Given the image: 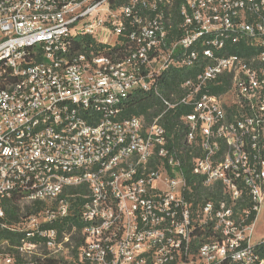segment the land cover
<instances>
[{"label": "built area", "instance_id": "built-area-1", "mask_svg": "<svg viewBox=\"0 0 264 264\" xmlns=\"http://www.w3.org/2000/svg\"><path fill=\"white\" fill-rule=\"evenodd\" d=\"M170 69L195 71L184 95L160 97L151 122L125 118L130 95L159 96ZM224 79L228 91L209 92ZM182 106L192 107L179 118L191 173L227 199L216 209L184 198L162 124ZM75 195L84 203L74 264H184L207 221L216 237L199 242L203 261L252 262L244 232L255 221L244 226L247 210L233 209L251 203L258 215L264 204V0H0V202L45 205L6 227L38 241L14 247L20 259L0 253V264L58 259L68 236L41 226L73 216Z\"/></svg>", "mask_w": 264, "mask_h": 264}, {"label": "trees", "instance_id": "trees-1", "mask_svg": "<svg viewBox=\"0 0 264 264\" xmlns=\"http://www.w3.org/2000/svg\"><path fill=\"white\" fill-rule=\"evenodd\" d=\"M174 32L176 29L173 25ZM175 36H179L180 32H176ZM127 43V41H125ZM124 43V47L127 44ZM84 45H93L90 38H84ZM84 50V49H83ZM95 54H106L110 56L107 51H104L102 47L94 46ZM231 53H240V50L232 49ZM195 75L194 70H182V69H170L166 72L159 82L158 94L154 95L152 91L142 92L134 91L129 99L126 100L123 116L125 118L143 116L147 122H151L154 117L159 115L163 110L164 106L160 97L175 102L179 100L183 95L181 89V83ZM230 88L229 80L224 79L223 83L217 87H211L210 93L223 94ZM192 112L191 106L177 107L172 111L166 112L162 124L169 135L172 136L171 148L181 158L183 163V173L186 183L184 192V198L191 205L192 210L202 209L208 202H212L214 209L217 208V203L221 200L227 201L226 197L222 194L221 188L215 190L208 189L203 185V178L196 177L191 173V162H190V151L191 149L184 142V127L181 124L179 118L182 115L189 114ZM78 194V193H74ZM84 201L79 195H75L70 199V205L72 215L62 220L46 223L42 225L43 228L55 229L58 233V237L61 239L63 235L68 236L69 242L64 245V248L70 251L72 259H77L78 248L82 242V228L83 224L79 219V210L83 205ZM45 205L42 203L24 204L19 199H13L8 201L0 202V210L2 216L0 217V253H9L20 259L19 252L14 249L21 244L22 240L28 242L38 241V237H26L24 233L10 232L6 227L17 225L22 219L28 218L32 215H37L39 212L44 210ZM243 210H247L248 216H243L244 226H250L254 223L257 212L254 210V205L251 203H243L234 207V213L240 215ZM193 218V217H192ZM238 218H240L238 216ZM213 223L207 221L202 227H194L192 239L189 248V254L195 255L198 252V246L196 243L198 239L201 242H206L210 239H215V235L212 230ZM71 243V244H70ZM246 247V243H242L240 248ZM251 254L253 260L250 264H260L264 262V240L253 244L251 246ZM37 258H33L36 262ZM187 260V257H184ZM38 264H74L72 262L67 263L62 258H50L47 260H38ZM219 264H244L242 261H234L230 254L225 256Z\"/></svg>", "mask_w": 264, "mask_h": 264}, {"label": "rangeland", "instance_id": "rangeland-1", "mask_svg": "<svg viewBox=\"0 0 264 264\" xmlns=\"http://www.w3.org/2000/svg\"><path fill=\"white\" fill-rule=\"evenodd\" d=\"M229 98L230 97L228 96L227 100ZM200 219L202 220L201 216L199 219L196 218L194 221L199 222ZM250 231H251V236H250ZM244 235H245L244 237L247 240V242L250 241L252 244H256V243L264 240V204L261 205V209L258 213L257 219L253 225V228L251 227L248 231H245ZM210 240H212V239H210ZM199 242H201V241L198 239V241L196 243V246H198V247L200 245ZM215 254L216 253H214V255ZM58 258L64 259L65 261H67V263H69L72 259L71 255H70V251L66 248H63V250L61 252H59ZM184 264H207V263L205 261H203V259L199 256V251H198L194 256L193 255L190 256L188 258V262H186Z\"/></svg>", "mask_w": 264, "mask_h": 264}, {"label": "crops", "instance_id": "crops-1", "mask_svg": "<svg viewBox=\"0 0 264 264\" xmlns=\"http://www.w3.org/2000/svg\"><path fill=\"white\" fill-rule=\"evenodd\" d=\"M258 216V215H257ZM257 219V218H256ZM256 221V220H255ZM252 244V243H251Z\"/></svg>", "mask_w": 264, "mask_h": 264}]
</instances>
